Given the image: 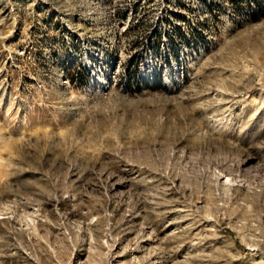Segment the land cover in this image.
<instances>
[{"label":"rangeland","instance_id":"obj_1","mask_svg":"<svg viewBox=\"0 0 264 264\" xmlns=\"http://www.w3.org/2000/svg\"><path fill=\"white\" fill-rule=\"evenodd\" d=\"M0 264H264V0H0Z\"/></svg>","mask_w":264,"mask_h":264}]
</instances>
